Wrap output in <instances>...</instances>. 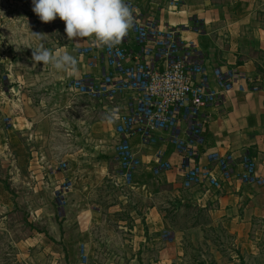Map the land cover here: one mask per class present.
<instances>
[{"label":"crops","instance_id":"obj_1","mask_svg":"<svg viewBox=\"0 0 264 264\" xmlns=\"http://www.w3.org/2000/svg\"><path fill=\"white\" fill-rule=\"evenodd\" d=\"M132 1L150 16L170 26L183 27L184 40L194 43L208 68H231L246 78L241 83L247 88L256 86V90L245 93L235 90L206 111L208 119L203 129L205 144L200 152L203 154L202 161L206 163V153L240 156L247 151L256 163L258 175L264 179V0H177V8L170 6V0ZM92 43V38H88L74 45L77 73L69 75L55 71L56 78L64 82L63 92L68 95L70 80L85 74L95 78L101 75L99 66L88 65L92 60L91 54L77 53L78 48ZM15 97L7 98L11 116L4 117L7 122L2 121L3 126H0V131L5 132V149H9L14 136L21 134L24 137L28 132L32 139L37 120L44 124L49 121L46 117L42 119L40 106L20 107L18 102L21 100ZM91 107V111L87 112L92 118L86 116V121H83L87 124L86 135L81 140L66 141L59 132L49 129L42 135L40 131V137H35V147L13 157L16 162L22 161L17 171L29 173L36 180L45 176L48 178V189L52 191L53 198L65 177L72 181L73 190L67 196L60 217L63 231L53 236L54 242L59 241V244L53 242L57 251L54 253L64 258L65 264H187L180 233L174 230L167 213L163 214L152 204L136 206L122 199L107 202V193L103 192L104 185L99 183L98 173L112 180L117 188H124L118 178L109 172L108 156L114 152L107 142L110 136L115 135V122H107L109 114L103 107ZM137 140H133V144L138 147L146 167L141 172L145 177H152L150 169L157 150L153 152L151 148H143ZM161 145L164 146L160 144L159 147ZM27 146L32 144L28 142ZM165 146L167 157L178 164L174 148ZM60 162H67L70 168L59 171L57 166ZM163 176L171 193L173 190L189 193L193 200L197 197V203L214 220L231 218L229 225L245 226V234L242 235L239 229V237L245 238L246 257L259 256V250L253 244L264 243V232L251 238L250 230L258 219L264 225V185L249 186L234 179L220 190H185L181 174L174 171ZM135 189L145 191L147 186ZM49 242L52 243L51 240Z\"/></svg>","mask_w":264,"mask_h":264},{"label":"rangeland","instance_id":"obj_2","mask_svg":"<svg viewBox=\"0 0 264 264\" xmlns=\"http://www.w3.org/2000/svg\"><path fill=\"white\" fill-rule=\"evenodd\" d=\"M32 8V0H0V126H3L2 121L7 116H11L7 98L12 95H16V99L20 98V107L40 106L42 119L49 118L47 124L36 121L32 139L27 135L28 132L24 137L21 134L14 136L9 149H5V132L0 131V264H65V259L54 253L57 251L53 246V236L63 231L60 217L64 205L60 204L56 195L54 199L50 194L52 191L48 189L49 180L46 176L36 180L29 173L17 171L22 161L16 162L13 157L35 147V137L39 138L49 129L61 133L64 140L79 141L86 135L87 124L83 121H86V116L91 117V113L88 114L91 103L63 92L64 82L56 78V70L50 65L35 64L31 48L43 44L53 51L62 49L73 55L74 45L88 38L69 41L65 24L59 17L50 23H43ZM34 33H45V36L41 39ZM16 87L19 88L17 94ZM40 131L42 133L39 134ZM28 142L32 146L28 147ZM117 142L115 135L110 136L107 146L113 148L114 152ZM150 148L155 152L159 144ZM114 155L108 156L109 172L117 176L118 164ZM144 168L142 166L135 177V187L146 185L145 191L117 188L112 180L98 173L99 183L104 185L103 192L107 193V202H119L122 199L136 206L152 204L163 214L167 213L174 230L180 233V244L185 250L187 264H264L262 241L258 245L256 242L253 244L259 250V256L246 257L245 238L239 237V229L244 235L245 226L229 225L228 220L231 218H224L225 223L214 220L197 203V197L193 200L189 193H177L174 190L171 193L165 183V176L145 177L141 172ZM39 183H43L42 186ZM262 232L264 225L258 219L250 230V236L259 237ZM54 243L59 244V241Z\"/></svg>","mask_w":264,"mask_h":264},{"label":"built area","instance_id":"obj_3","mask_svg":"<svg viewBox=\"0 0 264 264\" xmlns=\"http://www.w3.org/2000/svg\"><path fill=\"white\" fill-rule=\"evenodd\" d=\"M134 12V26L118 45L97 47L94 43L77 49L79 55L91 54L90 67L99 66L101 75L85 74L70 80L67 91L73 98L87 99L91 105L115 113L114 159L117 178L122 187L135 188V177L144 162L133 140L143 148L163 144L154 155L150 169L158 177L181 174L182 187L220 190L234 179L249 186H263L254 159L245 151L206 153L202 161L200 148L205 144L203 129L206 111L218 105L231 92L256 90L241 83L246 78L231 68L207 67L203 55L192 42L183 38V27L170 26L154 18L134 1L126 0ZM177 8V0H170ZM174 148L178 164L168 157L167 146ZM60 162L59 171H67ZM241 168V170H238ZM73 190L64 179L56 190V199L66 205Z\"/></svg>","mask_w":264,"mask_h":264},{"label":"clouds","instance_id":"obj_4","mask_svg":"<svg viewBox=\"0 0 264 264\" xmlns=\"http://www.w3.org/2000/svg\"><path fill=\"white\" fill-rule=\"evenodd\" d=\"M32 11L41 22L50 23L59 17L65 24L69 41L92 38L97 47L118 45L134 26V12L126 0H32ZM43 39L45 33H34ZM35 64L51 66L57 72L74 75L78 60L72 54L44 47L31 48ZM115 113L106 116L108 123Z\"/></svg>","mask_w":264,"mask_h":264},{"label":"water","instance_id":"obj_5","mask_svg":"<svg viewBox=\"0 0 264 264\" xmlns=\"http://www.w3.org/2000/svg\"><path fill=\"white\" fill-rule=\"evenodd\" d=\"M19 91V88L18 87H16L15 88V93H17Z\"/></svg>","mask_w":264,"mask_h":264}]
</instances>
